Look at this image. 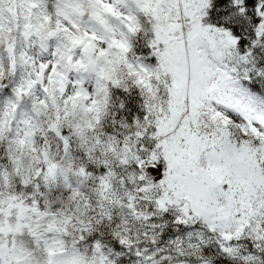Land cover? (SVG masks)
Listing matches in <instances>:
<instances>
[{
    "label": "snow or ice",
    "instance_id": "1",
    "mask_svg": "<svg viewBox=\"0 0 264 264\" xmlns=\"http://www.w3.org/2000/svg\"><path fill=\"white\" fill-rule=\"evenodd\" d=\"M0 264H264V0H0Z\"/></svg>",
    "mask_w": 264,
    "mask_h": 264
}]
</instances>
